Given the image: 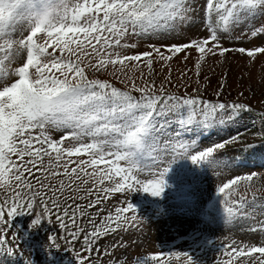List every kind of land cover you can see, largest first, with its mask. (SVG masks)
Segmentation results:
<instances>
[{
    "label": "snow or ice",
    "instance_id": "snow-or-ice-1",
    "mask_svg": "<svg viewBox=\"0 0 264 264\" xmlns=\"http://www.w3.org/2000/svg\"><path fill=\"white\" fill-rule=\"evenodd\" d=\"M190 9L191 0H0V251L15 253L7 235L15 217L34 215L31 227L37 228L44 220L53 223L54 210H59L55 214L59 228L72 241L83 237L87 255L76 252L77 264H105L98 255L91 256L99 253L95 242L136 221L138 209L132 202L114 205L99 221L96 217L104 210L92 214L87 209L104 203L113 193L130 190L162 197L169 187L168 174L179 160L190 159L212 170L227 166L222 150L240 140L239 132L201 146L173 125L185 130L214 127L252 108L239 101L229 104L201 96L199 81L196 94L181 95L170 91V73L159 85L151 75L146 81L141 75L143 82L138 84L134 73L145 64L151 74L154 60L171 61L177 53H184L187 60L196 50L199 76L209 54L223 56L230 51L222 44L226 35L259 38V45L235 50L250 58L264 54V0H204L201 12L208 34L183 40L179 29L195 18ZM257 13L259 26L235 35V28ZM132 36L158 42L149 44L150 50L129 54L128 49L139 46L129 42ZM109 70L113 78L127 84L122 88L113 80L95 78L96 73ZM259 115L257 135L264 136V112ZM165 125L173 128L172 136L165 134ZM33 169L41 176L25 175ZM262 175H235L219 187L226 220L240 212L239 205L245 201L243 195L234 197L240 184L252 187L254 178ZM57 176H62L58 187L46 182ZM69 199L74 204L76 200L88 203L71 207L66 203ZM37 207L40 212L35 211ZM215 208L216 201L210 202L204 215ZM129 212L131 216L126 215ZM86 215L90 232L78 226L79 218ZM260 230L264 232V223ZM18 238L16 232L12 239ZM220 246L227 256L220 264H264V242L233 239ZM48 248H61L57 235H51ZM25 261L33 264V260ZM106 264L197 261L189 252L160 251L135 260L109 259Z\"/></svg>",
    "mask_w": 264,
    "mask_h": 264
},
{
    "label": "rangeland",
    "instance_id": "rangeland-1",
    "mask_svg": "<svg viewBox=\"0 0 264 264\" xmlns=\"http://www.w3.org/2000/svg\"><path fill=\"white\" fill-rule=\"evenodd\" d=\"M191 3L193 9H190V11L195 12V18L185 22L179 29V38L183 40L202 38L208 34L204 29L201 12L204 0H191ZM260 20L261 15L257 13L254 19L242 22L235 28L238 32L236 35L239 36L241 31L247 33L248 29L253 25L259 26L258 22ZM142 41L145 43L144 45L139 43L138 37L132 36L129 42L138 43L139 46L136 49H128L129 54L150 50L146 44L158 42L156 38H142ZM227 44L230 50L235 51L233 57L235 72L232 74V79L237 88L240 89L244 86H254L262 83L264 68L254 77L243 78L241 74L245 73L244 68L250 67L249 61L251 60L256 61L255 67L264 66V54H257L255 58H250L247 54L235 50L240 47L251 48L259 45L260 39L251 35L247 39L229 38ZM190 54L193 56L194 51ZM185 64L190 69V73L185 76V79L190 75V82L195 81L197 77L195 60L193 58V63H187V60L184 59V53H177L171 61L154 60L151 74L146 65L141 64L134 75L138 84L143 82L140 79L141 75H143L145 81L151 75V78L155 79L157 85H159L161 81H166L169 76L167 68H170L175 75H178L180 74L179 69L187 68L184 66ZM129 75H133L131 69H129ZM170 77L172 80L170 91H177L178 94H181L180 85H183L181 84V77L174 75L173 77L170 75ZM90 78H92L91 74ZM95 78L113 80L114 83H117L122 88L127 84V80H124V83L121 84L119 80L113 78L110 70L96 73ZM189 84L193 86V84ZM211 94L215 97H221L216 91L211 92ZM249 99L255 100L256 98L252 96ZM247 126L245 120H241L236 116L235 119H229L227 122L212 127L213 132L210 133L208 138H195V140L201 146H208L214 141H219L222 137L226 138L241 132ZM164 127L167 136L174 134V126L173 128H169L167 125ZM200 128L199 126L195 128L192 136L186 138L193 139L194 133ZM55 135L58 137L60 133L56 132ZM258 154H262V159L258 158L260 161L258 163L251 161L250 158L246 159L247 162L239 163L235 160L237 154H230L228 157H223L227 166L214 170L203 164H196L197 167L194 168V163L190 159L179 160L172 166L168 174L169 187L165 189L162 197H153L150 193H146L143 190H130L126 193L111 194L110 199L95 207V211L104 210L102 215L96 217L97 221L107 215L108 208H113L114 205L118 206L119 204L126 206L125 202H132L136 205L138 209L136 213L137 220L134 221L130 229L110 234L100 241L97 247L99 253L97 254L96 252L99 259L106 264L109 259L127 258L135 260L137 256L146 255L149 252L185 251L192 254L197 264H220L221 261L227 259L220 246L221 244H230L235 239L260 245L264 242V232L260 230V224L264 223V187L263 184L258 186L260 177L254 178L252 187L245 186L243 182L240 184L239 187L256 191L258 194L248 197L244 203L240 204V212L234 213L230 220H226V214L223 210L220 213V223L204 215L205 206L213 200L215 195L219 194V187L228 179L235 175H245L249 172L264 174V154L262 151H259ZM190 174H194V177L190 178ZM262 180L264 181V175H262ZM57 182L54 185L58 187ZM105 183L109 182L106 181ZM94 198V196L90 197V199ZM60 200L64 202L65 197L61 196ZM66 203L68 206H75L71 199L67 200ZM219 206L220 202L217 207ZM158 209H162V211H158ZM54 211L56 213L59 210ZM126 215L131 216L132 213L129 212ZM16 232L19 234V238L12 240ZM43 234H46L45 230ZM7 235L12 247L15 242L20 246L15 249V253L20 255L23 253L21 256L27 260H33V264H67L66 258H62L57 252L50 251L48 246L46 248L42 247V243L24 222L23 215L14 218L13 229H10ZM112 245H115V247H112ZM105 249H107L109 255H105ZM256 255L259 254L257 253ZM6 261L8 262V260ZM6 261H2L0 258V264H6ZM16 264H26V261Z\"/></svg>",
    "mask_w": 264,
    "mask_h": 264
},
{
    "label": "trees",
    "instance_id": "trees-1",
    "mask_svg": "<svg viewBox=\"0 0 264 264\" xmlns=\"http://www.w3.org/2000/svg\"><path fill=\"white\" fill-rule=\"evenodd\" d=\"M249 74H251V75H255V74H253L252 72H248ZM262 81L264 82V77L262 78ZM259 84H261V83H259ZM264 89V88H263ZM263 89L261 90V91H263ZM262 96L264 97V92H262Z\"/></svg>",
    "mask_w": 264,
    "mask_h": 264
},
{
    "label": "bare ground",
    "instance_id": "bare-ground-1",
    "mask_svg": "<svg viewBox=\"0 0 264 264\" xmlns=\"http://www.w3.org/2000/svg\"><path fill=\"white\" fill-rule=\"evenodd\" d=\"M195 35V34H194Z\"/></svg>",
    "mask_w": 264,
    "mask_h": 264
}]
</instances>
